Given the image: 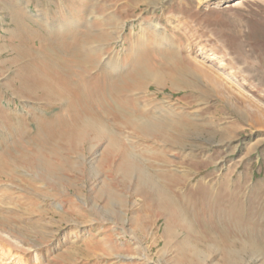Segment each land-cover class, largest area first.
Returning <instances> with one entry per match:
<instances>
[{
    "label": "rangeland",
    "instance_id": "rangeland-1",
    "mask_svg": "<svg viewBox=\"0 0 264 264\" xmlns=\"http://www.w3.org/2000/svg\"><path fill=\"white\" fill-rule=\"evenodd\" d=\"M235 1L0 0V264H264V0Z\"/></svg>",
    "mask_w": 264,
    "mask_h": 264
},
{
    "label": "bare ground",
    "instance_id": "bare-ground-1",
    "mask_svg": "<svg viewBox=\"0 0 264 264\" xmlns=\"http://www.w3.org/2000/svg\"><path fill=\"white\" fill-rule=\"evenodd\" d=\"M240 2H241V0L240 1L236 0L235 2H233V4L236 5ZM84 123H85L84 126L87 129H91L94 131H101L98 126H97L98 128H96V126L94 125L95 122L93 123L91 121L86 120ZM147 124H148V126L145 127V129L147 128L148 130L154 131V127L150 126L151 123H149V121L147 122ZM151 125H153V124H151ZM139 126H140V124H139ZM153 126H155V125H153ZM155 128H156V126H155ZM154 132H156V131H154ZM112 146H113V143H110L107 146V148L112 147ZM120 165L123 167L122 169L125 171L124 173H126L127 175L133 174V173H135L137 175L136 176V182H138L139 185L141 184L142 186L146 187V189H149L154 193L155 199H156V201L160 207H166V206L170 207L169 205L173 204L172 198L169 196V194L164 189L161 188L160 182L158 180L147 178L145 175V172L140 167L139 163L137 162V159L133 155L127 154V156H125V157L122 156ZM225 258H226L225 261L227 262V264H237L233 260H231L229 255H228V257H225Z\"/></svg>",
    "mask_w": 264,
    "mask_h": 264
}]
</instances>
